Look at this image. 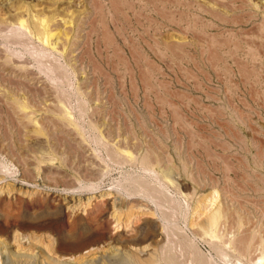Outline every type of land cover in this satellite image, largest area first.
Masks as SVG:
<instances>
[{
	"label": "rangeland",
	"instance_id": "374dc122",
	"mask_svg": "<svg viewBox=\"0 0 264 264\" xmlns=\"http://www.w3.org/2000/svg\"><path fill=\"white\" fill-rule=\"evenodd\" d=\"M0 264H264V0H0Z\"/></svg>",
	"mask_w": 264,
	"mask_h": 264
}]
</instances>
